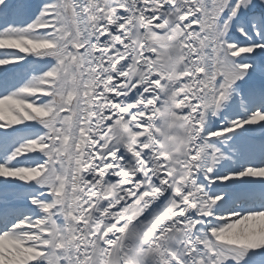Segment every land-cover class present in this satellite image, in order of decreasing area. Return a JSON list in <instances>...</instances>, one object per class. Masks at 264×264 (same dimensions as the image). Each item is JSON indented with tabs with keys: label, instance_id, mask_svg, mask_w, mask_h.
<instances>
[{
	"label": "snow or ice",
	"instance_id": "1",
	"mask_svg": "<svg viewBox=\"0 0 264 264\" xmlns=\"http://www.w3.org/2000/svg\"><path fill=\"white\" fill-rule=\"evenodd\" d=\"M0 49V264H264V0H0Z\"/></svg>",
	"mask_w": 264,
	"mask_h": 264
},
{
	"label": "rangeland",
	"instance_id": "2",
	"mask_svg": "<svg viewBox=\"0 0 264 264\" xmlns=\"http://www.w3.org/2000/svg\"><path fill=\"white\" fill-rule=\"evenodd\" d=\"M26 3H28L29 5L34 6L35 4L39 3V0H25ZM43 31V30H42ZM11 50H16L17 49H0V53H3L5 51H11ZM23 54V53H22ZM0 58H3L2 56H0ZM24 71L21 75H26V74H30L32 72H34V69H36L35 72H37L38 74V70H39V65L38 64H34V65H28V64H24V62L22 63ZM3 66H0V68H2ZM20 77H17V79H19ZM260 79H264V76H261L260 74L257 75V80ZM253 134H250L249 136H247L245 138V143L249 146H251L252 148L255 149V159L259 160L260 159V149L262 146H264L263 141H256V140H260L264 138V133L259 132L258 137L256 139H252L251 137H255L253 136ZM251 139V140H250ZM19 202L16 200H13V204H18Z\"/></svg>",
	"mask_w": 264,
	"mask_h": 264
},
{
	"label": "bare ground",
	"instance_id": "3",
	"mask_svg": "<svg viewBox=\"0 0 264 264\" xmlns=\"http://www.w3.org/2000/svg\"><path fill=\"white\" fill-rule=\"evenodd\" d=\"M259 131H256L253 136L258 137Z\"/></svg>",
	"mask_w": 264,
	"mask_h": 264
}]
</instances>
